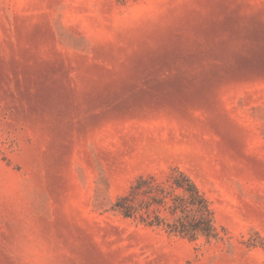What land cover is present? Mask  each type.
I'll return each instance as SVG.
<instances>
[{"label": "rangeland", "instance_id": "obj_1", "mask_svg": "<svg viewBox=\"0 0 264 264\" xmlns=\"http://www.w3.org/2000/svg\"><path fill=\"white\" fill-rule=\"evenodd\" d=\"M0 264H264V0H0Z\"/></svg>", "mask_w": 264, "mask_h": 264}, {"label": "trees", "instance_id": "obj_2", "mask_svg": "<svg viewBox=\"0 0 264 264\" xmlns=\"http://www.w3.org/2000/svg\"><path fill=\"white\" fill-rule=\"evenodd\" d=\"M178 184L179 185H183L182 184V182L181 181H178ZM188 190H190V191H193L194 193H196L197 194V188H196V186H195V184L194 183H192L191 181L189 182V188H188Z\"/></svg>", "mask_w": 264, "mask_h": 264}]
</instances>
